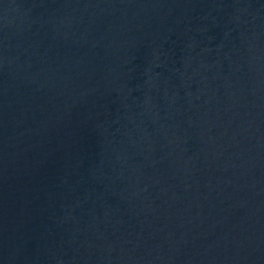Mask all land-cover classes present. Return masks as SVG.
<instances>
[{"label": "water", "instance_id": "95a60500", "mask_svg": "<svg viewBox=\"0 0 264 264\" xmlns=\"http://www.w3.org/2000/svg\"><path fill=\"white\" fill-rule=\"evenodd\" d=\"M0 264H264V0H0Z\"/></svg>", "mask_w": 264, "mask_h": 264}]
</instances>
